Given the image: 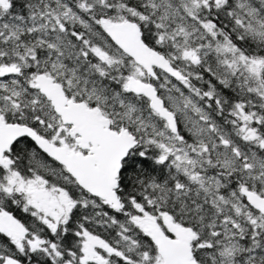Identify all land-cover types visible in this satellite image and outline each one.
I'll return each instance as SVG.
<instances>
[{
  "label": "snow or ice",
  "instance_id": "6c2138e0",
  "mask_svg": "<svg viewBox=\"0 0 264 264\" xmlns=\"http://www.w3.org/2000/svg\"><path fill=\"white\" fill-rule=\"evenodd\" d=\"M0 264H264V0H0Z\"/></svg>",
  "mask_w": 264,
  "mask_h": 264
}]
</instances>
